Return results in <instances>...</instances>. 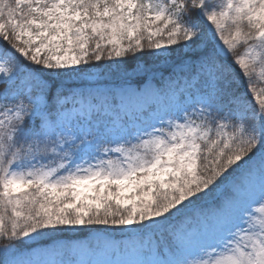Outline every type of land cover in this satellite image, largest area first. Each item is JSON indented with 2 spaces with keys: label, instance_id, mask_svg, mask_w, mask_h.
Segmentation results:
<instances>
[{
  "label": "snow or ice",
  "instance_id": "snow-or-ice-1",
  "mask_svg": "<svg viewBox=\"0 0 264 264\" xmlns=\"http://www.w3.org/2000/svg\"><path fill=\"white\" fill-rule=\"evenodd\" d=\"M0 264H264V0H0Z\"/></svg>",
  "mask_w": 264,
  "mask_h": 264
},
{
  "label": "trees",
  "instance_id": "trees-1",
  "mask_svg": "<svg viewBox=\"0 0 264 264\" xmlns=\"http://www.w3.org/2000/svg\"><path fill=\"white\" fill-rule=\"evenodd\" d=\"M79 84H80L79 81H75V82L70 81L68 83V86L69 87H76ZM93 233L94 232H87V231L78 232V233H70V232H68L67 234H63V235L59 236V238H60V241L83 240V239H87L88 237H90ZM51 243H53V242L51 240H49L46 245H49Z\"/></svg>",
  "mask_w": 264,
  "mask_h": 264
},
{
  "label": "rangeland",
  "instance_id": "rangeland-1",
  "mask_svg": "<svg viewBox=\"0 0 264 264\" xmlns=\"http://www.w3.org/2000/svg\"><path fill=\"white\" fill-rule=\"evenodd\" d=\"M70 81H68L69 83ZM80 231H75V232H70V233H78ZM96 233L94 232L90 237H88L87 239H83V240H73V241H60V238L58 237V242L59 243H63V244H67V245H71V246H80L82 244H84L85 242H87L88 240H91L95 237ZM117 239L119 237H116ZM53 243L49 244V245H44L42 244L41 247H48L50 248L52 246Z\"/></svg>",
  "mask_w": 264,
  "mask_h": 264
}]
</instances>
